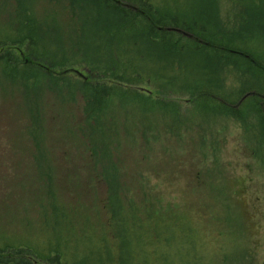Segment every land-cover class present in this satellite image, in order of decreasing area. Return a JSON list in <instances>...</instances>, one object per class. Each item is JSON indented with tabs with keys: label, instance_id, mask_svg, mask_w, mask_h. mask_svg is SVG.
Masks as SVG:
<instances>
[{
	"label": "rangeland",
	"instance_id": "rangeland-1",
	"mask_svg": "<svg viewBox=\"0 0 264 264\" xmlns=\"http://www.w3.org/2000/svg\"><path fill=\"white\" fill-rule=\"evenodd\" d=\"M167 1V16L196 34L155 30H178L202 47L167 49L170 38L130 30L133 24H123L110 7V147H120L129 168L120 186L137 200L146 195L141 206L122 197V206H110V232H103L97 209L104 190L88 188L87 141L70 131L71 114L83 127L80 97L65 99L66 89L57 95L34 80L23 89L21 76L13 86L0 73V248L35 249L39 259L29 258L31 264H55L47 261L55 254L60 264H100L108 238L110 264H264V75L226 57L228 51L213 54L199 33L202 26L221 46L247 48L264 62V11L249 22L247 0ZM30 3L38 18L66 16L63 0ZM15 5L0 0L2 37L16 31ZM14 52L20 56L22 48ZM71 69L90 79L104 75L84 63ZM31 119L43 128L42 141L30 134ZM116 158L110 159L116 164ZM127 247L128 257L121 254Z\"/></svg>",
	"mask_w": 264,
	"mask_h": 264
},
{
	"label": "trees",
	"instance_id": "trees-1",
	"mask_svg": "<svg viewBox=\"0 0 264 264\" xmlns=\"http://www.w3.org/2000/svg\"><path fill=\"white\" fill-rule=\"evenodd\" d=\"M52 1L57 2L58 0ZM115 1H120L121 7L116 4L112 5V0H63L66 4V7L63 6V12L66 15L64 18L56 17L54 13L38 18L28 9L31 4L30 0H15L16 5L12 8V14H14L13 23L16 25V31L3 37L0 36V73L5 74L6 78L9 77L13 86H17L13 83L17 82V75H19L20 79L24 81L21 86L23 89L27 84H31V80H34L35 84L40 87L44 85L55 94L62 93L63 88L66 89L65 99L70 100L75 94L80 97L83 122L79 125L83 127L76 125L77 119L71 114L70 124L72 122L74 124L70 125V131L78 137L76 141L79 139L87 141L82 146L85 148V153L92 157L91 161L85 163L90 182L88 188L104 190L100 200L102 206H97L101 213L103 232L106 230L110 232V206H122L121 199L125 198L129 206H141L140 202L146 197L145 195L142 199L137 200L135 192L120 186L121 180L128 175L129 168L126 169L122 165L120 147H117L116 151H114L115 147H110V7L121 18L123 24L125 22L133 24L130 30L156 34L166 40L170 38L171 46L166 47L167 49L172 47L179 53V51L188 52L202 47L196 44L192 38L195 36L197 28L194 31V28H189V30L187 22L177 21V18L174 19L171 15L167 16L168 13L164 6L170 3L169 1ZM247 1L245 15H248L249 22H256L255 18L262 16L264 4L258 6L255 0ZM260 1L263 2V0H257V2ZM122 3L135 6L137 11L133 12L123 8ZM25 9L28 12L25 13ZM167 17L171 19L170 25L166 22ZM158 26L179 28L192 36L184 38L176 32H158L159 30H155ZM126 28L128 27L125 25L123 29L126 30ZM242 29L248 31L249 28L243 26ZM199 33L200 37L206 38L209 45L213 47L211 48L213 54L223 55L224 51H228L230 55L225 53L226 57L244 62L241 63L244 68L246 66L248 70L264 75V62L255 60L254 55L249 52L252 50L240 48L236 44H234L235 47L225 44L221 46L217 41V36L210 34L202 26H200ZM18 47L22 48V53L20 56H15L14 51ZM231 49L237 52H230ZM241 52L246 53L247 56L250 55L249 59L255 62H250L244 55L240 56L238 53ZM21 58L23 59L21 60ZM82 63L86 64L90 70L104 75L102 77L98 75L93 79L87 77L85 80L67 81L64 76L65 73H69L67 70ZM19 69H22L21 72L18 71ZM118 80L122 81V79ZM122 82L129 84L125 80ZM257 92L259 91L257 90ZM37 106L41 108L40 101L37 102ZM41 113L44 118L46 114L44 111ZM33 120L41 121V118ZM33 120L31 119L33 125L30 134H37L36 140L42 141L43 128L38 125L39 122L34 125ZM120 136L121 133H118L119 138ZM36 140L34 141L37 142ZM71 148L70 152L74 156L68 155L76 159L79 154L73 144ZM64 154L66 153L64 152ZM114 156H117L116 164L110 159ZM83 165L84 163L80 167L81 170H85ZM118 165H122L119 168L123 174H119ZM115 173L117 174L114 175ZM135 181L138 187H141V183L136 178ZM97 183H99L97 187L92 185ZM110 193L113 194L110 196ZM94 194L96 195V192ZM101 249L105 253V257L100 259V264H110V239L106 238L102 241ZM126 249L121 254L127 256L131 253L129 247ZM33 250L35 249H24L13 245L1 247L0 264H31L29 258L38 257L36 259H39ZM57 250L56 247L55 251ZM47 257V261L55 260V264H60L57 254ZM129 258H133V256L130 255Z\"/></svg>",
	"mask_w": 264,
	"mask_h": 264
},
{
	"label": "water",
	"instance_id": "water-1",
	"mask_svg": "<svg viewBox=\"0 0 264 264\" xmlns=\"http://www.w3.org/2000/svg\"><path fill=\"white\" fill-rule=\"evenodd\" d=\"M170 30H172V29H170ZM172 31H176V32H178V30H172ZM187 35V34H186ZM187 36H189V35H187ZM67 72H70V73H73V74H75L76 76H78L80 79H86V77L82 74V73H80L78 70H74V69H70V70H67ZM253 94V93H252Z\"/></svg>",
	"mask_w": 264,
	"mask_h": 264
},
{
	"label": "flooded vegetation",
	"instance_id": "flooded-vegetation-1",
	"mask_svg": "<svg viewBox=\"0 0 264 264\" xmlns=\"http://www.w3.org/2000/svg\"><path fill=\"white\" fill-rule=\"evenodd\" d=\"M23 58H21V60H22ZM26 62V61H25ZM259 99H261V101L263 100V98H261L260 96H257ZM261 103H263V102H261Z\"/></svg>",
	"mask_w": 264,
	"mask_h": 264
},
{
	"label": "bare ground",
	"instance_id": "bare-ground-1",
	"mask_svg": "<svg viewBox=\"0 0 264 264\" xmlns=\"http://www.w3.org/2000/svg\"><path fill=\"white\" fill-rule=\"evenodd\" d=\"M239 55H241V53H238ZM87 78V76H85Z\"/></svg>",
	"mask_w": 264,
	"mask_h": 264
}]
</instances>
